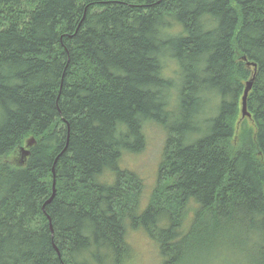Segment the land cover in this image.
Instances as JSON below:
<instances>
[{"label": "trees", "instance_id": "16d2710c", "mask_svg": "<svg viewBox=\"0 0 264 264\" xmlns=\"http://www.w3.org/2000/svg\"><path fill=\"white\" fill-rule=\"evenodd\" d=\"M150 123L141 209L118 162ZM127 228L161 264H264V0H0V264H123Z\"/></svg>", "mask_w": 264, "mask_h": 264}, {"label": "rangeland", "instance_id": "374dc122", "mask_svg": "<svg viewBox=\"0 0 264 264\" xmlns=\"http://www.w3.org/2000/svg\"><path fill=\"white\" fill-rule=\"evenodd\" d=\"M167 66L169 68L166 73L173 76L174 73L171 74V70L175 72V65L168 61ZM143 131L145 135L144 149L137 154L123 152L118 162L121 169L135 173L142 181V189L138 201L141 209L147 205L155 185L158 165L166 137L165 131L153 123L144 126ZM26 144L22 147L28 149ZM99 180L111 183L114 178L111 174H103ZM191 218L192 210H189L183 223L185 227H188ZM126 241L130 245L131 251L128 259L123 264H161L156 242L142 229L133 230L127 228Z\"/></svg>", "mask_w": 264, "mask_h": 264}, {"label": "bare ground", "instance_id": "6f19581e", "mask_svg": "<svg viewBox=\"0 0 264 264\" xmlns=\"http://www.w3.org/2000/svg\"><path fill=\"white\" fill-rule=\"evenodd\" d=\"M244 59V58H243ZM251 68H252V73H251V75H250V77L246 80V82L244 83V88H243V92H242V95H241V97H240V118H239V120L237 121V124H236V126L238 127V125H239V122H240V120L241 119H243V118H245V117H250V113L248 112V110H247V97H248V94H249V92H250V90L252 89V86H253V83H254V80H255V75H256V71H257V67H256V64L255 63H252L251 64V66H250ZM250 84V87L248 88V91H247V94H246V96H245V99H243V97H244V92H245V89H246V87H247V84ZM243 101H244V103H245V108H244V111H243ZM20 151H21V147H20ZM22 152V151H21ZM27 156V155H26ZM26 156H20L19 157V159H18V162H19V164H23V159L26 157ZM54 174V173H53ZM54 191H55V180L53 181V184H52V194H54ZM49 225H50V227H51V222H50V220H49Z\"/></svg>", "mask_w": 264, "mask_h": 264}, {"label": "water", "instance_id": "95a60500", "mask_svg": "<svg viewBox=\"0 0 264 264\" xmlns=\"http://www.w3.org/2000/svg\"><path fill=\"white\" fill-rule=\"evenodd\" d=\"M250 87V84L248 83L247 84V87H246V89H245V92H244V97H243V99H245V96H246V94H247V91H248V88ZM244 108H245V103H244V101H243V111H244ZM31 144H33V141H30V142H28L26 145L27 146H30ZM21 151H22V156L24 157V156H26L27 154H29V150L27 149V148H25V147H21ZM53 198V194H52V196L50 197V199L49 200H51Z\"/></svg>", "mask_w": 264, "mask_h": 264}]
</instances>
